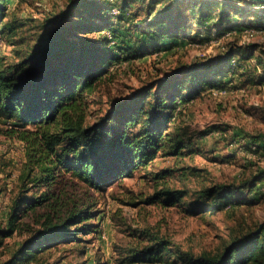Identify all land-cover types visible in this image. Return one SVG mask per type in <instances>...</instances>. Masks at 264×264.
Wrapping results in <instances>:
<instances>
[{
  "label": "trees",
  "instance_id": "16d2710c",
  "mask_svg": "<svg viewBox=\"0 0 264 264\" xmlns=\"http://www.w3.org/2000/svg\"><path fill=\"white\" fill-rule=\"evenodd\" d=\"M239 1L68 0L65 9L46 17L52 25L27 41L15 60L4 62L0 48V118L11 124L3 132L25 143L21 188L11 204L9 227L0 231V245L1 236L12 234L22 215L33 214L38 223L27 227V237L4 264H47L44 254L49 249L88 240L84 236L95 229L91 220L98 210L93 202L80 205L61 197L57 187L64 173L104 191L157 156L179 157L193 150L186 130L175 125L172 130L170 122L176 123L186 103L202 91L222 86L232 74L246 75L244 62L251 53L228 46L214 56L180 63L114 99L91 123L86 121V98L110 67L144 55L150 46L161 50L208 38L211 28L223 34L233 28L263 27V21H257L260 12ZM10 5L11 0H0V37L17 34L25 24L12 16ZM140 10L145 17L139 16ZM245 16L248 19L241 22ZM199 27L207 28L202 37ZM131 28L138 33L128 38ZM89 32L100 34L89 36ZM253 149L259 148L254 145ZM177 169L151 170L150 175L158 180ZM263 180L261 170L236 182H214L201 187L196 198L217 208L264 203ZM26 182L31 185L25 187ZM32 186L39 192L27 195ZM187 192L161 185L132 203L174 205ZM204 203H195L192 210L209 208ZM130 233L137 241L123 247L118 257L121 264L164 263L172 253L181 264H264V220L241 225L220 249L198 254L147 228ZM79 252L83 254L84 249Z\"/></svg>",
  "mask_w": 264,
  "mask_h": 264
},
{
  "label": "rangeland",
  "instance_id": "374dc122",
  "mask_svg": "<svg viewBox=\"0 0 264 264\" xmlns=\"http://www.w3.org/2000/svg\"><path fill=\"white\" fill-rule=\"evenodd\" d=\"M67 2L11 0L12 16L25 24L17 34L0 37L3 61L15 60L25 51L27 41L48 30L52 24H48L46 17L65 9ZM238 3L258 10L262 17L257 21L264 23V2L241 0ZM139 16L145 17V11L140 10ZM246 19L245 16L240 21ZM199 30L202 32L199 37L207 32L206 27ZM208 31L212 32L208 38L161 50L150 46L144 55L114 64L87 96L86 121L91 123L111 107L114 99L127 95L156 75L171 71L180 63L214 56L228 46L251 53L244 62L246 75L232 74L222 86L202 91L186 103L176 123L170 122L172 130L175 125L190 135L192 151L186 150L179 157L157 156L147 167L114 180L104 191L94 190L69 173L60 176L57 189L61 190V197L76 200L80 205L93 202L98 214L91 220L96 224L95 229L84 236L87 241L63 243L49 249L44 254L47 264H121L118 257L124 246L137 241L130 232L138 228L163 235L196 254L215 252L241 225H254L264 220L263 202L217 208L196 198L201 187L214 182H236L264 170V26L233 28L223 34L216 33L213 28ZM134 33L138 30L129 29L128 38L135 37ZM99 34L88 33L95 37ZM10 127V122L0 118V231L9 227L10 208L20 192V174L25 161V143L3 132ZM254 145L258 146L257 151L253 149ZM174 166L178 169L161 179L155 180L150 175L151 170ZM29 185L28 182L24 184L25 187ZM161 185L186 188L188 192L174 205L132 203L150 195ZM34 191L39 192V188L32 186L26 194ZM195 203H204L209 208L195 212L192 210ZM34 216L30 213L22 215L13 233L1 236L0 264L11 260L13 252L28 235L27 227L38 226ZM83 249L81 254L79 251ZM175 257L172 253L164 263L134 264H181Z\"/></svg>",
  "mask_w": 264,
  "mask_h": 264
},
{
  "label": "water",
  "instance_id": "95a60500",
  "mask_svg": "<svg viewBox=\"0 0 264 264\" xmlns=\"http://www.w3.org/2000/svg\"><path fill=\"white\" fill-rule=\"evenodd\" d=\"M244 1H248V2H264V0H244Z\"/></svg>",
  "mask_w": 264,
  "mask_h": 264
}]
</instances>
